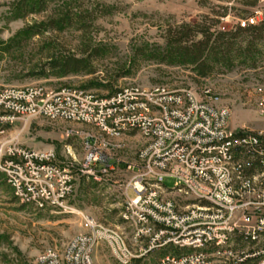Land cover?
<instances>
[{"label": "built area", "instance_id": "2783aa9c", "mask_svg": "<svg viewBox=\"0 0 264 264\" xmlns=\"http://www.w3.org/2000/svg\"><path fill=\"white\" fill-rule=\"evenodd\" d=\"M259 14L239 25L259 24ZM231 113L186 88L129 85L99 96L78 86H0V135L35 116L91 128L82 133V161L63 160L53 148L0 145V172L21 204L68 210L76 175L98 178L128 134L145 139L139 164L128 165L123 229L83 216V232L33 264H95L102 244L121 264L157 251L163 255L150 264H264V128H232Z\"/></svg>", "mask_w": 264, "mask_h": 264}, {"label": "rangeland", "instance_id": "374dc122", "mask_svg": "<svg viewBox=\"0 0 264 264\" xmlns=\"http://www.w3.org/2000/svg\"><path fill=\"white\" fill-rule=\"evenodd\" d=\"M257 12L261 23L264 0H0V86H78L99 96L129 85L186 88L199 99L229 107L232 128H264L259 91L264 87V40L246 61L207 77H199L192 66L161 60L170 28L208 15L212 31H236L240 20ZM250 36L238 35L236 48ZM69 56L88 59V70L61 75L51 68ZM90 130L35 116L10 126L0 135V145L53 148L63 160L82 161L87 154L82 133ZM144 144L141 134L130 133L121 148L109 152L113 165L98 178L76 175L68 210L21 204L0 172V264H33L45 249H62L84 231L83 216L123 229L120 213L134 175L128 165L139 164ZM163 185L174 189L175 179L165 177ZM162 255L154 252L141 264L155 263ZM94 259L95 264H121L106 244L95 249Z\"/></svg>", "mask_w": 264, "mask_h": 264}, {"label": "trees", "instance_id": "16d2710c", "mask_svg": "<svg viewBox=\"0 0 264 264\" xmlns=\"http://www.w3.org/2000/svg\"><path fill=\"white\" fill-rule=\"evenodd\" d=\"M212 20V17L205 15L195 23H182L170 28L161 60L192 66L199 77H207L216 70L233 68L242 58L246 61L258 40H264V19L257 25H238L236 31H212ZM240 34L251 36L248 40H241L236 48ZM88 65L86 58L69 56L52 62L51 68L61 75H68L86 71Z\"/></svg>", "mask_w": 264, "mask_h": 264}]
</instances>
